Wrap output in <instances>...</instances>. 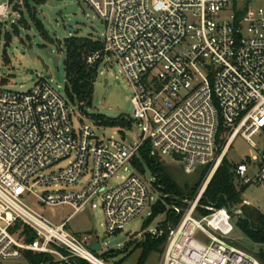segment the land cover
<instances>
[{
  "label": "built area",
  "instance_id": "1",
  "mask_svg": "<svg viewBox=\"0 0 264 264\" xmlns=\"http://www.w3.org/2000/svg\"><path fill=\"white\" fill-rule=\"evenodd\" d=\"M12 1L0 5V19L11 16ZM83 1L106 26L95 38L102 49L87 63L99 62L97 72L109 60L120 66L133 89L134 118L116 126L121 139L105 137L97 126L110 125L81 122L47 79L27 92L0 88V263L32 252L46 256L39 264H107L86 238L66 230L69 219L56 225L36 212L26 202L33 195L45 206L70 204L72 215L99 200L106 236L124 233L162 202L181 215L168 224L162 264H262L235 244L231 210L200 202L238 137L263 145L234 163L235 177L249 187L264 184V0ZM13 13L20 18L22 10ZM144 147L160 162H182L187 173L207 166L211 173L183 206L168 204L175 197L158 176L134 163Z\"/></svg>",
  "mask_w": 264,
  "mask_h": 264
},
{
  "label": "rangeland",
  "instance_id": "2",
  "mask_svg": "<svg viewBox=\"0 0 264 264\" xmlns=\"http://www.w3.org/2000/svg\"><path fill=\"white\" fill-rule=\"evenodd\" d=\"M8 1L0 0V5L6 4ZM11 4V16L0 19V88L5 87L15 91L27 92L33 88L39 79H47L71 101L72 107L75 108L77 116L80 118L78 119L83 123L97 125V116L134 118L133 89L120 74V66L114 60L100 64L94 81L91 104L82 109L83 104L77 99L73 101L66 91L65 40L72 36L101 38L106 30L105 23L88 3L83 0H13ZM70 6L74 7L75 11L68 16V19L78 18L86 22V24L76 25L77 32L75 34L69 32L59 17L53 18L50 15V12L60 13ZM16 9L22 10L20 18L13 13ZM40 22L42 27L39 25ZM48 22L53 25L54 29L49 26ZM27 31L33 32L34 35H28ZM45 47L53 48L54 54L60 58L58 71L61 81H58L55 76L56 69L52 61L46 59L50 68L45 69L37 57L43 55ZM105 79H108L107 85H105ZM120 130L116 125H101L97 126L96 129L99 135L116 139H121ZM131 135L135 136L134 133ZM254 141L258 144V148H252L245 139L238 137L226 159L234 164L242 161L247 162L250 156L258 155L263 140L254 138ZM164 166L183 190L184 195L189 197L198 194L212 168L211 166L199 167L194 173H187L183 163L176 162L171 157H166ZM144 168L146 175L149 178H154L146 163H144ZM124 174L126 173L121 172L119 177H115L111 181V185H116L120 176ZM234 184L239 190L245 186L237 177L234 179ZM42 190L43 188L39 187L37 192H42ZM242 196L246 204L252 205L264 213V184L247 186ZM26 202L36 212L42 213L45 218L56 225L69 219L66 230L81 240L86 238V246L89 249L93 243H101V250H92V252L107 264H137L142 255L141 244L149 236H155L153 233L160 231L166 220V215L162 214L147 226V220L152 214V208L147 207L126 226L124 233L108 235V239L102 243V238L106 236V226L99 200L96 201V208L86 205L74 215H72L74 208L70 204L45 206L38 204L33 195L26 197ZM200 204L203 203L200 202ZM238 208L240 207L235 206L234 210ZM238 222L239 217L232 213V223L235 228L231 234L232 238L237 241L239 246H243L240 248L244 252L257 258L256 254L264 249V244L253 243L249 240L238 229ZM123 237L126 238L125 241L120 245H115L112 252H108L111 249L109 244ZM106 252L109 256L104 255ZM163 253L164 249L161 253H152L144 264H162ZM2 264H30V262L26 258H20L4 260Z\"/></svg>",
  "mask_w": 264,
  "mask_h": 264
},
{
  "label": "trees",
  "instance_id": "3",
  "mask_svg": "<svg viewBox=\"0 0 264 264\" xmlns=\"http://www.w3.org/2000/svg\"><path fill=\"white\" fill-rule=\"evenodd\" d=\"M39 25L41 27L43 26L41 22ZM65 41L66 91L73 101L77 99V101L83 104V109L84 106L91 104L94 93V81L97 76L96 65L99 63L97 62L95 65H89L87 63V57L102 49L103 46L100 41L93 38L72 36ZM96 120L110 126H126L128 124V121L123 117L112 120L105 116H97ZM134 163L139 168H142L144 163H146L153 173L158 176V181L160 182L164 193L171 194L175 197H168L166 199L168 204L176 203L180 206L184 205L182 199L189 196L184 195L183 190L166 171L164 163L150 156V150L148 147H144L141 150L140 158L135 159ZM233 171L234 164L230 163L225 158L208 185L201 203L212 204L217 208L227 207L230 210L234 209L235 206L240 207L243 214L238 216V229L253 243L264 244V213L258 208L245 203L242 194L247 186H243L244 188L241 190L235 187V174ZM201 212L203 214L208 213L206 210ZM162 214L166 215V220L164 221L163 226H161L163 234L149 236L145 239L140 246L142 248V255L137 264H144L152 253H161L163 251L169 234L168 224L170 223V225L174 227L181 219V215H177L173 210H167L164 203L158 202L153 206L152 214L147 220V226H149L156 217ZM235 244L239 248L243 247L241 245L239 246L237 241ZM105 256L109 255L106 253ZM256 256L260 262L264 264V249H261ZM26 259L30 264H39L45 261L46 256L43 254L27 252Z\"/></svg>",
  "mask_w": 264,
  "mask_h": 264
},
{
  "label": "water",
  "instance_id": "4",
  "mask_svg": "<svg viewBox=\"0 0 264 264\" xmlns=\"http://www.w3.org/2000/svg\"><path fill=\"white\" fill-rule=\"evenodd\" d=\"M74 11H75V8L70 6V7L66 8L65 10L61 11L60 13L50 12V15L53 18H58L59 17L65 23V25H66L67 29L69 30V32L71 34H75L77 32V29L75 28L76 25H78V24H86V22H83V21H81L78 18L68 19V16L70 14H72V12H74ZM48 24H49V26L52 29H54V27H53V25L51 23L48 22ZM27 34L28 35L29 34L30 35H34L33 32H31V31H27ZM37 57L41 61V63L43 64V66H44L45 69H49L50 68V66L46 63V59H50L52 61V63H53L54 68L56 69L55 76H56V78H57L58 81H61L60 72L58 71V68L60 66V58H59V56H57V55L54 54V49L53 48H49V47H45L43 49V55H38ZM107 83H108V80L105 79V85H107ZM107 118L112 119V120H115V119H118L119 117L107 116ZM129 141H131V140H129ZM174 157L176 159H178V160H182L183 159V156L182 155H179V154H175ZM231 212L234 213V214H236L237 211L234 210V209H231ZM107 239H108V236H104L102 238V243H105V241ZM125 239L126 238L123 237V238H121L119 240H115V241L111 242L109 244V247L111 249L108 252H112L113 251V247L115 245L122 244L125 241ZM101 248H102V244L101 243H93L90 246V249L93 250V251H99V250H101Z\"/></svg>",
  "mask_w": 264,
  "mask_h": 264
}]
</instances>
